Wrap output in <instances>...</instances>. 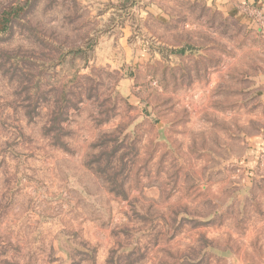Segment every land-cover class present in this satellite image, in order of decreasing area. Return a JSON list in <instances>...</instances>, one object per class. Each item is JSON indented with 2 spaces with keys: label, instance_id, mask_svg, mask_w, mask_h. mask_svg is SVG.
<instances>
[{
  "label": "rangeland",
  "instance_id": "rangeland-1",
  "mask_svg": "<svg viewBox=\"0 0 264 264\" xmlns=\"http://www.w3.org/2000/svg\"><path fill=\"white\" fill-rule=\"evenodd\" d=\"M213 1L0 0V264L264 254V38Z\"/></svg>",
  "mask_w": 264,
  "mask_h": 264
},
{
  "label": "crops",
  "instance_id": "crops-1",
  "mask_svg": "<svg viewBox=\"0 0 264 264\" xmlns=\"http://www.w3.org/2000/svg\"><path fill=\"white\" fill-rule=\"evenodd\" d=\"M213 1V0H212ZM220 10L235 9V13L241 23L249 25L264 38V0H214ZM261 90L264 91V79ZM264 102V93L261 96ZM251 151L254 153L264 151V128L261 134L251 136ZM256 148V149H255ZM261 253V252H260ZM264 254H259L258 259L253 264H264Z\"/></svg>",
  "mask_w": 264,
  "mask_h": 264
},
{
  "label": "trees",
  "instance_id": "trees-1",
  "mask_svg": "<svg viewBox=\"0 0 264 264\" xmlns=\"http://www.w3.org/2000/svg\"><path fill=\"white\" fill-rule=\"evenodd\" d=\"M17 8H10L8 11L2 12L0 16V30L7 26L10 19L18 12Z\"/></svg>",
  "mask_w": 264,
  "mask_h": 264
}]
</instances>
